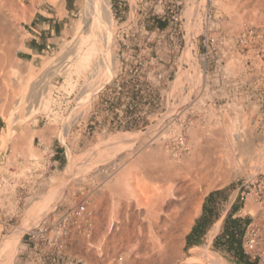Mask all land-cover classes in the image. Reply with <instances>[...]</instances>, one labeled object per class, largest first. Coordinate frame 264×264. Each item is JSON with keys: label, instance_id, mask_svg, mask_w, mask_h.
Masks as SVG:
<instances>
[{"label": "rangeland", "instance_id": "374dc122", "mask_svg": "<svg viewBox=\"0 0 264 264\" xmlns=\"http://www.w3.org/2000/svg\"><path fill=\"white\" fill-rule=\"evenodd\" d=\"M73 1L76 9L72 14H68L65 37L57 47L38 57L35 63H31L18 54L26 37L24 23L28 22L37 10H44L45 6L56 8L59 15L66 13L65 0H24V6L29 13L27 15L30 17L28 18L26 15L27 18H18L14 22V29L16 28L14 30L15 39L12 40V44H16L12 47L14 57L18 61H23L22 64L25 66H21L24 68H27L26 64H29L36 76L39 79L42 78L41 83L45 81L44 84L48 83L47 87L50 85L53 95H51V110L48 114L37 104L36 110L31 111L25 108L14 115L18 119L12 126L16 133L21 131L23 123L25 125L28 123L30 129L42 130V134H45L43 136L48 140V143H45L46 141L42 137L34 136L33 148L38 149L37 151L41 150L40 155L36 151L37 155H30V159L22 157L19 152H15L17 153L15 154L12 151L14 149L12 139H8V142L5 143L0 140V240L7 236L11 238L13 237L11 234L18 235L21 232L15 241L14 239L7 241L6 247L1 248L0 264L10 262L11 264H123L118 259L121 252L130 249V245H134L133 250L137 248L141 250L143 244L141 246L138 242H134V236L127 243L124 242L127 241L124 238V241L121 240V242L118 235L116 236L119 240L117 237L115 239L110 235V232L108 235L110 238L108 240L107 237V241H103L102 233L99 234L96 231H94L95 234L92 232V235L89 236L87 230L89 217L84 216L77 219V216L71 211L85 207L91 200L99 198V190L104 189V184L95 177L97 174H95L96 167L94 165L103 170L104 165L101 164V161L109 155H113V151L119 146L118 140L115 139L116 135L148 132L154 127L155 136H151L149 133L147 138L148 144L152 148L149 157L153 161L160 158L156 154V139L165 136L169 131L168 127L173 123L180 127L181 134L186 133V138L189 137L191 131L197 132L198 130V134L202 132V135L204 134L203 136L208 139L205 142L204 137L200 135L194 145L192 142H188L189 144L186 142L181 147L179 158L199 160V157L218 154L222 155L221 158L224 160L230 157V167L232 170L234 168L238 175L232 177L224 186L235 189L231 194V199L241 201V214L249 217L250 221L247 227L253 228L257 233L255 251L264 259V198H258L256 195L257 182L264 175V55L257 54L255 48L241 50L235 42L242 32L249 28H258L263 33L259 44L264 47V1L184 0L182 7L180 6L176 10V12H181L184 19L174 20L175 11L170 12L166 8V4L158 3V0H105L111 20H113L112 25L114 24L113 27H115L116 44L113 45L115 48L112 46L111 51L116 61V71L114 76L109 79L110 81L99 79L100 76H96L91 79L89 85L84 83L87 84L86 86L82 81H75L77 74L73 70L74 68H71V62L75 63V60L73 61L75 55L70 53L63 57L67 51L66 46L68 48L70 44L78 42L82 35H79L80 32L75 29L82 8L78 0ZM66 2L68 5L69 1L66 0ZM17 16L19 17L18 14ZM197 34L199 36L197 44L192 45L191 38ZM203 36L215 40L209 49L201 43ZM89 38H91L90 34ZM191 47L196 51H192ZM66 62L68 63L66 64ZM66 66L67 68H65ZM94 80H96L95 84ZM44 86L46 87V85ZM94 87L96 89L98 87V89L96 90ZM40 102L38 103L40 104ZM209 106L214 108L216 115L223 114L225 118L223 117L222 124L215 125L214 117L217 116L210 118ZM5 126L6 120L0 117V135ZM233 126L236 131L238 130L237 133L241 134V138H236L235 141L238 143L242 141L245 144L243 148L230 149L224 145V143L227 144V138L231 137L227 130ZM239 129L243 130L241 131L243 133ZM214 130L220 131V139L223 133L222 140L225 137V142L214 138L215 136L211 137L213 135L210 132ZM165 146L169 147V150H177L178 147L173 141L165 143ZM233 149L235 150L233 151ZM138 150H136L135 161L132 162L131 173L140 178L142 175L139 173L137 163L141 161L140 155L145 152V149L139 146ZM12 152L15 160L12 155L10 156ZM69 153H73L74 163L77 162L74 164L75 167L73 166V169L75 168L72 171L74 175L67 174L69 172L67 169ZM83 154H87L89 157H85ZM80 157L83 158V164L82 160H79ZM58 158L60 159L59 164L54 165L53 160ZM88 165L91 167L89 168ZM83 166L85 169L82 171ZM74 171L84 178L81 179L80 175H75ZM90 175L93 178H90ZM63 177L68 181L64 179V183H62ZM71 181V184L76 183V186L73 185V187L70 184ZM141 181L140 179V184ZM66 182L68 186L71 185L69 189ZM147 182L150 183V181ZM154 182L151 181L153 187H150L148 194H139L140 197L144 196L142 198L144 201L156 198L158 192L157 194L155 192L158 190L155 189V186L159 184L156 182L157 185H155ZM250 182H253V185H249ZM162 183L160 185L165 188L167 184ZM72 187L73 189H71ZM62 188L65 193L63 197L66 199L64 201L62 197L63 200L61 198V201L58 200L57 203L54 201V194ZM85 192L88 195L84 194ZM92 194L95 198L92 197ZM206 195L202 196L200 206ZM153 196L154 198H152ZM241 196L245 199L241 200ZM161 198L158 199L161 200ZM48 199L53 202L48 204ZM165 199L167 200V197ZM165 203L164 200L163 208L168 207ZM97 209L99 214L101 212L100 204ZM130 209L136 211L137 207L134 206ZM134 211L131 212L134 219L136 213L146 212L143 214L146 217L149 213L144 208H138L136 213ZM143 215H138L137 221L141 220L140 217L144 219ZM146 219L144 222H140L145 224ZM191 226L188 230L181 231L182 236L178 247L179 258L175 264H181L182 261L191 259L193 253L204 254L207 251V253L214 252L215 257L224 264H235L221 253L212 250L209 241H204L198 246H187L185 237ZM95 237H98V240ZM99 242L106 243L100 245ZM123 242L126 249L122 245ZM106 244H109L112 250ZM112 245H116L114 246L116 249ZM4 247L9 248L8 251ZM11 251L14 255L10 257ZM109 252L111 256H109ZM3 253L6 255H2ZM107 253L109 257L106 256ZM201 254L197 257L203 255ZM131 255V258L128 256L127 261L122 260L124 264H158L157 259L153 258L148 261L146 256L137 254L139 255L137 257L134 254L135 257H133L134 255ZM11 259L14 261L12 262ZM194 263L201 264L198 261Z\"/></svg>", "mask_w": 264, "mask_h": 264}, {"label": "bare ground", "instance_id": "6f19581e", "mask_svg": "<svg viewBox=\"0 0 264 264\" xmlns=\"http://www.w3.org/2000/svg\"><path fill=\"white\" fill-rule=\"evenodd\" d=\"M78 2L81 5L82 9L80 10L81 11L80 18H79L78 22L75 24V29L77 32L78 31L80 32V33H78L79 35L80 34H82V35L79 38V41L75 38L78 42L72 43L75 40L74 39L71 42L72 44H70L68 46V48L66 46L67 51L65 50L66 51L65 56H63V57L70 55V53H73L75 55V57H73V58H75V59H73V61L75 60V63L72 64V62H71L72 66L70 65L71 68L72 67L74 68L73 70H75V72L77 74V79H75V81H82L83 84L88 83V85H89V83H91V79L95 78L96 76H100L99 79H105L106 81H108L111 77L114 76L115 71H116L115 70L116 61L114 59V55L112 54L113 52L111 51V49L114 47L113 45L116 44L115 43L116 40H115V33H114L115 27H113L114 24L112 25L113 20H111L110 11L108 8L107 1H105V0H78ZM30 3H31V1H30ZM27 11H28V9L24 6V0H0V117H3V119L6 120V126H5L3 133L0 135V140L2 143H5L8 139H12L13 143L10 140V142L14 145V146L12 145V147H14V149L12 151L14 153L19 152L22 155V157L24 156V157L29 158L30 155H32V154L35 155L36 154L35 152L38 150V149L35 150V148H33L34 147L33 141H34L35 135H38V137L40 136V137H42V139H45V141H46L45 143H48L47 142L48 140H46L45 136H43L44 133L42 134V132H41L42 130L41 131L40 130L38 131L37 129L32 130L27 125L28 123H26V125L23 123V125H22L23 128L21 129V131H19V133H16V131L12 128L13 123L17 119V117H15L14 115H16V113L19 112V110H23L25 108H27L31 111L34 109L36 110V108H38L36 106L37 104L39 107H41L43 110H45L48 114V112L51 110L50 109V107H51L50 102L52 99L51 95H53V94H51L50 85H49V87H47V84H48L47 81H46L47 84H44L45 81L43 83H41L42 78L39 79V77L36 76L35 72L32 70V67L29 64H26L27 62L25 64H26V66L28 65V67L24 68L25 65L22 64L23 61L21 62L19 60L21 62V64H20V62L14 57V53L12 50L13 49L12 47L16 45V44L15 45L12 44L13 43L12 40L15 39L14 30H16V28L14 29V26H15L14 22L18 18H21V19L25 18L26 15L29 14V13H27ZM252 13H254V12H252ZM17 14L19 15V17L17 16ZM30 15H31V13H30ZM27 17H28V15H27ZM255 18H256V16H255ZM82 30H84V31H82ZM89 34H90L91 38L88 39ZM21 38H22V36H21ZM14 48H16V47H14ZM20 49H21V47H20ZM69 59H71V58H69ZM59 60H61V59H59ZM68 62H66V64ZM47 63H48V61H47ZM47 63H45V64H47ZM21 65H24V66L22 67ZM67 66L65 68H67ZM63 69L61 70L62 72H63ZM26 70H27V72L25 73ZM39 74H41V73H39ZM43 78H44V76H43ZM70 78H71V76H70ZM95 81L96 80H94V84L96 83ZM103 81L104 80H102V82ZM42 84L46 85L47 88L45 86L43 87ZM48 88H49V90H47ZM82 89H83V87H82ZM94 89H96V88L94 87ZM97 89H98V87H97ZM39 101H41L40 104L38 103ZM188 101H189V99H188ZM213 109L214 108L212 106L208 107L209 116H210V118L217 116V117H214L215 118L214 121H215V125L216 124L219 125L224 116L222 113L220 115H216V113H214ZM225 116H226V114H225ZM234 127L235 126H233V128H228L227 132L229 133V136L231 135V137L227 138L228 139L227 144L224 143V145L228 146L230 149L234 148V147L243 148L245 144H243L242 141H240V143L235 141L236 138H241V134L240 133L238 134L237 133L238 130L236 131V129H234ZM168 128H169V131L166 132L165 136H162V137L156 139V144H157L156 154H158L160 156V158H158L157 160H153V161L149 157V152L151 151L152 148H150V144H148L147 138H148L149 133L151 136H155L156 132L153 131L154 127H152V130L148 131V132L130 133V134L129 133H123V134L116 135L115 139L118 140L119 146L117 149H115L113 151L114 152L113 155H111V156L109 155L108 157L104 158L101 161V164L104 165L103 170H101V168H97L98 166L94 165V167H96V169H95L96 173L95 174H97V175H95V177L97 178L98 181L101 180L103 182L104 189L99 190L100 195L97 193V195H99L98 199H96L94 194H92L93 195L92 197L95 199L91 200V202L87 206H85V207L83 206L84 209L80 210L79 213H77V219L82 218L84 216L89 217V226L87 229L89 231L88 232L89 236L92 235V232L94 233V231H96L99 234L102 233L101 236H103V239H102L103 241H107V237H108L109 232H110V235H112V237H114V238L117 237V239H118V236H119L120 241L123 240V238H124L127 241H124V240L123 241L127 243L131 240V237L134 236L135 237L134 242H138L141 246L143 244V247L141 250H138V248L133 250L132 248L134 245H130V243H129L131 248L124 251V252H121L119 254V258L117 257L119 259V262L121 261L123 264H124V262L122 260L125 259L127 261L128 256H130L131 254H133V255L135 254L137 257L139 255L140 256L143 255V257L146 256L145 258L146 259L148 258V261H149V259H153V258L157 259L158 264H175L179 258L178 247L180 244L179 243L180 238L182 236L181 231L188 230V228L191 226V224L194 220V217L199 213V211H200V200H201L202 196L206 195L212 189H216V188H220V187L224 186L225 184H227L230 181V179L232 177L236 176V174H237L236 173L237 171H235L234 168L232 170L230 167V163H231L230 157H227V159L225 158V160H224L223 158H221L222 155H220V154L215 155V156L214 155H212V156H203L202 155L203 157H201V158L199 157V160H193L190 158L189 159L179 158L181 147H183L186 142L187 143L192 142L194 145V143H196L198 141L197 139L200 138V135H202V132L198 134L197 133V132H199L198 130H197V132L191 131L189 133V137L186 138V136H185L186 133L181 134L182 131L180 130V127L176 123H173ZM52 129H54V128H52ZM224 129H225V127H224ZM241 131H243V130H240V132ZM210 133H211V135H213L211 137L215 136L214 138L220 139V131L214 130V131H211ZM241 133H243V132H241ZM198 135H199V137H198ZM60 136H61V134H60ZM222 136H223V133L221 135L220 140H222ZM226 137H228V136H226ZM204 139H205L204 141L207 142L208 139H206L205 137H204ZM223 140L225 142V140H226L225 137H223ZM223 140L221 142H223ZM171 141H173L174 144H176L178 146L177 150H174V149L169 150V147L165 146V143L168 144ZM137 143H138V145H137ZM139 146H141L142 148L145 149V152L142 155H140L141 161L137 163L139 173L142 175V177H140V178L137 177V175H133L131 173L132 162L135 161L134 158H135L136 153H137L136 150L139 149ZM234 150L235 149H233V151ZM40 151H37V153L39 155L41 154ZM13 152L10 154V156L12 154H14ZM15 154H17V153H15ZM72 154L71 153L68 154V165H67L68 166L67 169L69 171V172L67 171L68 175H69V173L70 174L72 173V171L75 169V168L73 169V166H74V164L77 163V162L74 163L75 158L73 157ZM83 155H81V157H83ZM84 156L87 157L88 155L85 154ZM91 156H93V155H91ZM12 157H13V160H15L14 159L15 156L12 155ZM12 157H10V158H12ZM81 157L79 158V160L81 159ZM97 158H99V157H97ZM101 158H103V157H101ZM93 159H94V157H93ZM83 163L84 162L82 160V164ZM89 164H91V163H89ZM79 166H81V165L79 164ZM88 167L90 168L91 166L88 165ZM88 167L86 168L87 171H88ZM78 168H80V167H78ZM93 168H92V170H93ZM83 169H85V167L82 168V171H83ZM76 171H78V170H76ZM74 173H75V171H74ZM77 173H75V175ZM81 174L83 175V173H81ZM72 175H74V174L72 173ZM77 175L79 176L80 174H77ZM73 177L75 179V176H73ZM87 177L88 176H86V178ZM69 178H70V176H69ZM80 178L83 179L84 177L82 178V176H81ZM80 178H79V180H81ZM90 178H93V177L91 176ZM64 179H66L65 181H68V179L64 178V177L62 179L63 182L59 181V180L58 181L64 183ZM74 179H71V180L73 181ZM140 179L142 181L144 180L145 182L141 181V184H140L139 183ZM72 181L70 182V184L72 183ZM90 181H93V180H90ZM147 181H150V183ZM151 181L152 182L155 181L154 182L155 185H157L156 182L159 184L157 186H155L153 184L156 187V188L155 187L154 188L156 190H158L155 192L156 194L158 192V194H157L158 196L155 194L156 198H154V196H153L152 198H154V199H150V200L148 199V200L144 201L142 199L144 196L140 197L139 194H141V193L148 194L149 193L148 192L149 189H151L153 187V186H151ZM76 182H77V179H76ZM85 182H88V181H85ZM162 182L167 184V186L165 185L166 186L165 188H163L164 186L162 187L160 185V183H162ZM82 183L84 184V181ZM75 184L76 183L71 184V185L73 186ZM60 185H62V184L60 183ZM71 185H69V186H71ZM54 186H55V184H54ZM66 186H68V183ZM69 186H68V189H69ZM73 187L71 189H73ZM91 188H92V185H91ZM76 190H78V189H76ZM67 191H69V190H67ZM73 192H74V190H73ZM64 194H65L64 188H62L60 190L58 189V191H56V193L54 194V201L57 202L58 200H60ZM72 194H74V193H72ZM72 194H71V196H72ZM80 194H83V193H80ZM84 194H87V193L85 192ZM89 194H91V193H89ZM81 196H83V195H81ZM81 196H79V197H81ZM159 196H161L162 198ZM51 197H53V196H51ZM51 197H50V199L52 200ZM157 197L161 198V200H159ZM166 197H167V200L165 199ZM63 198L61 200H63ZM73 198H74V195H73ZM147 198H148V195L146 196V199ZM65 199L66 198H64V201H65ZM81 199H83V198L81 197ZM164 200L166 201L165 205L168 206V207H164L166 209L163 208ZM50 202H53V201L49 200V202H47V203L49 204ZM48 204H47V206H48ZM54 204H52V205H54ZM99 204L101 207V212H99V214H98L97 207L99 206ZM80 205H82V204L80 203ZM133 205L135 207H137L136 211H134L133 209L132 210L130 209V208L134 207ZM47 208H49V207H47ZM138 208H140V209L144 208L145 210H147L149 212V213H147L148 214L147 217L145 215H143L146 212L143 214H140V213L137 214L136 212H137ZM71 210H72V208H71ZM76 210H78V209H76ZM129 210H131V212L134 211L137 214V215L135 214L136 216L133 214L135 219L133 218L132 213L129 212ZM121 211H123V213H120ZM138 215L145 216L144 219L147 218L146 219L147 222L145 221V224L141 223L142 221L144 222V219L142 217H140L141 222L137 221V217H139ZM32 218H33V216H32ZM73 221H75V220H73ZM57 222H58V220H57ZM75 223H77V222L75 221ZM83 223H82V225H83ZM74 227H76V226H74ZM101 228H103V230H101ZM23 229H24V227H23ZM25 229H26V227H25ZM59 229H60V227H59ZM59 229H58V232H59ZM72 229H74V228H72ZM19 230H21V229H19ZM75 233H76V231H75ZM212 233H210V235ZM16 234H18V233H16ZM20 234H21V232H19L18 235H15L13 233V234H11L13 237H11V238L8 236L1 238L0 250L3 246H5L7 241L9 242V240H11V239H14V241H15V239ZM86 235H87V233H86ZM116 235H118V236H116ZM71 236H72V233H71ZM109 238L110 237H108V240H109ZM74 239H75V235H74ZM96 239L98 240V237ZM132 239H133V237H132ZM102 240L100 239V242ZM110 242H111V239H110ZM124 242L122 245H123V247L125 246L124 248L126 249V245H124L125 244ZM105 243L103 242L102 244L104 245ZM102 244L100 243V245H102ZM136 244H135V246H136ZM107 245H109V244H106V246ZM19 246H18V248H20ZM114 246H116V245H114ZM96 247L98 248V246H96ZM108 247L110 248V245ZM114 248L116 249V247H114ZM8 249H6V250L8 251ZM13 249H14V247H13ZM110 249L112 250V247ZM97 250L99 251V248ZM191 250H193V249H191ZM103 251H104V249H103ZM117 251H118V249H117ZM112 252H114V251H112ZM207 252H205L204 254L202 253L203 255L200 252V254L202 255L200 257H197L198 255H200L197 252L193 253L191 259H187L185 261H182L181 264H192V263L197 262V261L200 262L201 264H224L223 262L220 261V259L215 257L214 252L213 253L211 251H209V253H207ZM210 252L214 255H212ZM12 253H13L12 251H11V253H9V254H11V255H9L10 257L12 255H14ZM137 254H139V255H137ZM190 254H192V253H190ZM196 254H198V255H196ZM2 255H6V254L3 253ZM135 255L133 257H135ZM106 256H108V253ZM109 256H111L110 252H109ZM131 256H130V258H131ZM4 257H6V256H4ZM140 259H141V257H140ZM11 261H12V259H11ZM8 264H11V262Z\"/></svg>", "mask_w": 264, "mask_h": 264}, {"label": "crops", "instance_id": "0c3cea01", "mask_svg": "<svg viewBox=\"0 0 264 264\" xmlns=\"http://www.w3.org/2000/svg\"><path fill=\"white\" fill-rule=\"evenodd\" d=\"M68 1L69 3L67 5L65 0L66 13L59 15L56 8L52 9L51 7L45 6L44 10H37L30 20L24 23V32L26 33V37L22 42L21 49L18 50V54L21 57L25 58L31 63H35L36 59L43 53L48 52L50 49L58 46L60 41L65 37V27L67 25L66 21L68 20V14H72L76 9L74 1ZM59 160V158L54 159L53 164H59ZM234 190L235 189L230 186H222L209 191V193L204 197L200 206V211L196 215L189 232L196 224L198 219L202 216L206 219H209L210 217V224L200 238V242L189 247L198 246L204 241H209V245L212 250L221 253L227 259L232 261L233 257L227 256L230 255L231 252L220 250V248L224 246L221 243L223 238H220V234L223 229V223L225 218L230 215L232 219L240 218L242 220L241 227L244 228V232L241 236L240 245L242 252L244 253L242 248V238L250 221L249 217L241 214V201L231 199V194L234 192ZM210 233L212 234L210 235ZM207 237H209V239H207ZM225 237H228V235H225ZM235 245L236 243L234 240L231 246L233 247ZM247 258L253 264H258L257 261L252 260L248 256Z\"/></svg>", "mask_w": 264, "mask_h": 264}, {"label": "built area", "instance_id": "2783aa9c", "mask_svg": "<svg viewBox=\"0 0 264 264\" xmlns=\"http://www.w3.org/2000/svg\"><path fill=\"white\" fill-rule=\"evenodd\" d=\"M184 0H158V3H164L166 4V8L169 9L170 12L173 10L175 11L174 20H178L183 18L181 15V12H176L178 7H182ZM184 19V18H183ZM198 34L194 35L191 38V44H197V38ZM263 38V33L258 28H249L246 31L239 34V36L235 39L236 44L241 48V50H248L249 48H255L256 53L260 54L261 56L264 55V47L260 46L259 42ZM215 40L213 38H209L206 36H203L201 43L205 48H208L213 45ZM214 47V46H213ZM192 51H196L195 48L191 47ZM249 185H253V182H250ZM255 186V185H254ZM258 189L256 190V195L258 198H264V175L260 178V180L257 182ZM251 192V191H249ZM241 200L245 199L243 196L240 197ZM78 210H73L72 213L77 216V213H79L80 210H83L84 208H77ZM257 244V233L254 231L253 228H246V231L244 233V236L242 238V248L244 253L251 258L254 261H257L258 264H264L263 257L255 251Z\"/></svg>", "mask_w": 264, "mask_h": 264}, {"label": "trees", "instance_id": "16d2710c", "mask_svg": "<svg viewBox=\"0 0 264 264\" xmlns=\"http://www.w3.org/2000/svg\"><path fill=\"white\" fill-rule=\"evenodd\" d=\"M241 221L242 220L240 218L232 219L230 215L225 218L223 229L220 234V238H223L221 243L224 246L220 248V250L231 252V254L227 256L233 257L232 261L235 264H253L248 260L247 256L242 252L241 249V236L244 232V228L241 227ZM209 224L210 217L209 219H206L203 216L200 217L196 224L192 227L191 231L186 235V245L191 246L199 243L200 238L204 234ZM225 235H228V237H225ZM234 240L236 245L232 247L231 244L234 242Z\"/></svg>", "mask_w": 264, "mask_h": 264}]
</instances>
